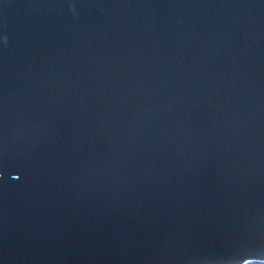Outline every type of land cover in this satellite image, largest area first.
Here are the masks:
<instances>
[{
	"label": "water",
	"instance_id": "water-1",
	"mask_svg": "<svg viewBox=\"0 0 264 264\" xmlns=\"http://www.w3.org/2000/svg\"><path fill=\"white\" fill-rule=\"evenodd\" d=\"M264 258V0H0V264Z\"/></svg>",
	"mask_w": 264,
	"mask_h": 264
},
{
	"label": "trees",
	"instance_id": "trees-1",
	"mask_svg": "<svg viewBox=\"0 0 264 264\" xmlns=\"http://www.w3.org/2000/svg\"><path fill=\"white\" fill-rule=\"evenodd\" d=\"M237 264H264V258H247Z\"/></svg>",
	"mask_w": 264,
	"mask_h": 264
}]
</instances>
